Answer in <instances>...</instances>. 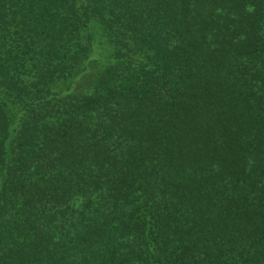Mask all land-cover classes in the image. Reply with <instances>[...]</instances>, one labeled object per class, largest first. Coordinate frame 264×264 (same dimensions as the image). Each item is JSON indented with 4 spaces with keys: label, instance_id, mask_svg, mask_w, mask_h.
Here are the masks:
<instances>
[{
    "label": "trees",
    "instance_id": "obj_1",
    "mask_svg": "<svg viewBox=\"0 0 264 264\" xmlns=\"http://www.w3.org/2000/svg\"><path fill=\"white\" fill-rule=\"evenodd\" d=\"M0 264H264V0H0Z\"/></svg>",
    "mask_w": 264,
    "mask_h": 264
},
{
    "label": "rangeland",
    "instance_id": "obj_2",
    "mask_svg": "<svg viewBox=\"0 0 264 264\" xmlns=\"http://www.w3.org/2000/svg\"><path fill=\"white\" fill-rule=\"evenodd\" d=\"M93 83V75L84 77V75H79L74 77V78H70V86H72L73 88H77L78 90H83V92H85V90H87L90 85ZM63 86H67L68 83L67 81H63L62 82ZM63 88V87H62Z\"/></svg>",
    "mask_w": 264,
    "mask_h": 264
}]
</instances>
